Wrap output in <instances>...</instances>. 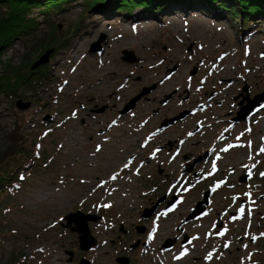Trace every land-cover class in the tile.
<instances>
[{
    "label": "rangeland",
    "instance_id": "374dc122",
    "mask_svg": "<svg viewBox=\"0 0 264 264\" xmlns=\"http://www.w3.org/2000/svg\"><path fill=\"white\" fill-rule=\"evenodd\" d=\"M234 5L158 3L145 14L65 0L27 13L36 28L2 64L37 60L50 33L65 42L33 69L32 87L0 95V173L21 176L0 192V264H264V111L248 123L254 132L233 121L264 93V17L242 28ZM204 191L206 213L187 221ZM77 212L96 217L88 251L64 219Z\"/></svg>",
    "mask_w": 264,
    "mask_h": 264
},
{
    "label": "trees",
    "instance_id": "16d2710c",
    "mask_svg": "<svg viewBox=\"0 0 264 264\" xmlns=\"http://www.w3.org/2000/svg\"><path fill=\"white\" fill-rule=\"evenodd\" d=\"M110 2H112L113 7L117 8V11L131 9L133 6H141L144 8L143 13L145 14H151L152 11L155 12L154 10L157 8L153 7H156L158 3L162 7L170 2L179 3V6L185 5V7H183L184 9H216L228 14V5L234 3L235 5L232 6V8L236 6L241 10V20L239 24L242 28H245L257 15L264 17V0H110ZM64 3L65 0H0V54L6 47H9L18 36H23L24 33L33 34L32 31L36 28V22L35 18H27V13L30 10L38 9L42 11V13L47 14L59 8ZM149 5L154 9L151 12L150 9H148ZM229 9L230 12L231 8L229 7ZM231 13L234 14L232 11ZM38 39L39 38L35 41ZM61 39L57 38L55 33H50L46 38L38 40L34 49H40V56L49 48H53L52 46L54 45H63L65 40ZM33 61L12 65L10 63L2 64L0 60V67L4 65V67L0 68L1 96L11 97L16 94L23 85H30L32 87L33 81L29 80V77L34 76L31 66L36 60ZM12 148L15 149V145L7 146L3 154L9 152ZM27 163L28 162L23 161L19 163L18 166L22 165L24 167H29L30 165L27 166ZM19 177V174L16 176L14 169L7 173L4 171L0 173V192L8 190L9 186L20 179Z\"/></svg>",
    "mask_w": 264,
    "mask_h": 264
},
{
    "label": "water",
    "instance_id": "95a60500",
    "mask_svg": "<svg viewBox=\"0 0 264 264\" xmlns=\"http://www.w3.org/2000/svg\"><path fill=\"white\" fill-rule=\"evenodd\" d=\"M100 50V46L99 43H96L92 46L91 51H97ZM53 52V50H48L45 51L44 54L42 56H40L31 66V69H35L36 67L40 66L41 64L49 61V56L50 54ZM132 56L131 51H123V57L122 59L125 61H133L135 60ZM140 96H138L139 98ZM261 99H262V95L259 96H255V98L253 100H250L248 102V105L243 107L241 112L239 114L240 117L242 119H246L249 116H251L252 114L255 113L256 110H258L260 107H264V103H261ZM257 102L261 103L259 104V106L254 110V111H250L247 112V108H251L254 104H256ZM18 108L21 110H25L26 108L30 107V103L26 102H21V100L17 101ZM252 105V106H251ZM133 106V102H131V104L127 105L125 107L124 112L129 111ZM244 109V111H243ZM246 110V111H245ZM243 111V112H242ZM123 112V113H124ZM183 116V115H182ZM181 116V117H182ZM176 118H171L170 120H166L164 122V125L170 124L171 122H173ZM196 162V161H194ZM195 164L191 165V169L189 171L192 170V168L194 167ZM186 171V168L184 169V172ZM207 205V195H205L204 198V202H199L198 205L196 207H194L192 209V211L190 212L189 216L186 218V220H190V219H195L197 218L204 210L203 207ZM154 210V208L148 212L145 213V216L147 217L150 213H152ZM82 216V217H81ZM64 219H66L67 221V225H70L72 222L75 223V226H71V230L76 232L78 234V242H79V247L81 248V250H85L88 251L90 250L93 246H95L96 241L93 237L89 236V226H88V221L89 220H96V217L93 216H89V215H81L79 212L77 213H69ZM167 243V242H166ZM120 260V261H119ZM118 262H121V264H127V258H122V259H118ZM80 264H88V262L82 261L80 262Z\"/></svg>",
    "mask_w": 264,
    "mask_h": 264
},
{
    "label": "bare ground",
    "instance_id": "6f19581e",
    "mask_svg": "<svg viewBox=\"0 0 264 264\" xmlns=\"http://www.w3.org/2000/svg\"><path fill=\"white\" fill-rule=\"evenodd\" d=\"M132 28H133V27H132ZM134 28H135V27H134ZM143 37H144V36H143ZM227 73H228V72H227ZM165 78L170 79L171 77H168V76H167V77H165ZM172 79H173V78H172ZM172 79H171V80H172ZM160 81H161V80H160ZM161 82H163V81H161ZM170 82H171V81H170ZM170 82H169V83H170ZM161 87H162V86H161ZM94 90H95V89H94ZM162 90H163V89H162ZM164 91H166V90H164ZM91 92H92V91H91ZM167 92H168V91H167ZM163 108H164V107H163ZM237 156H238V155H237ZM239 159H240V158H239ZM238 162H239V161H238Z\"/></svg>",
    "mask_w": 264,
    "mask_h": 264
},
{
    "label": "snow or ice",
    "instance_id": "6c2138e0",
    "mask_svg": "<svg viewBox=\"0 0 264 264\" xmlns=\"http://www.w3.org/2000/svg\"><path fill=\"white\" fill-rule=\"evenodd\" d=\"M262 151H264V149H262ZM262 175H264V174H262ZM243 211V210H242Z\"/></svg>",
    "mask_w": 264,
    "mask_h": 264
},
{
    "label": "flooded vegetation",
    "instance_id": "af4514ba",
    "mask_svg": "<svg viewBox=\"0 0 264 264\" xmlns=\"http://www.w3.org/2000/svg\"><path fill=\"white\" fill-rule=\"evenodd\" d=\"M145 244V242H143Z\"/></svg>",
    "mask_w": 264,
    "mask_h": 264
}]
</instances>
